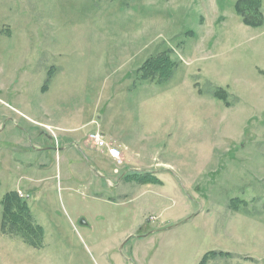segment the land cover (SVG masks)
<instances>
[{
  "label": "rangeland",
  "instance_id": "rangeland-1",
  "mask_svg": "<svg viewBox=\"0 0 264 264\" xmlns=\"http://www.w3.org/2000/svg\"><path fill=\"white\" fill-rule=\"evenodd\" d=\"M238 3L0 0V199L42 227L0 202V264H264V21Z\"/></svg>",
  "mask_w": 264,
  "mask_h": 264
},
{
  "label": "trees",
  "instance_id": "trees-1",
  "mask_svg": "<svg viewBox=\"0 0 264 264\" xmlns=\"http://www.w3.org/2000/svg\"><path fill=\"white\" fill-rule=\"evenodd\" d=\"M247 2L248 0H239L237 4L238 13L242 16L245 23L255 26L261 25L264 21V14H262V11H259L257 7L252 9V6ZM0 202L3 204L5 215L8 218L18 223L25 224L33 230H40L42 228L40 225H34L33 214L29 203L26 198L20 196L17 190L13 189L7 191L0 199Z\"/></svg>",
  "mask_w": 264,
  "mask_h": 264
},
{
  "label": "built area",
  "instance_id": "built-area-1",
  "mask_svg": "<svg viewBox=\"0 0 264 264\" xmlns=\"http://www.w3.org/2000/svg\"><path fill=\"white\" fill-rule=\"evenodd\" d=\"M92 138L97 142L99 146H107V141L103 138V136L99 132L91 133ZM108 153L110 156L120 159L121 150L113 145H108Z\"/></svg>",
  "mask_w": 264,
  "mask_h": 264
},
{
  "label": "flooded vegetation",
  "instance_id": "flooded-vegetation-1",
  "mask_svg": "<svg viewBox=\"0 0 264 264\" xmlns=\"http://www.w3.org/2000/svg\"><path fill=\"white\" fill-rule=\"evenodd\" d=\"M25 131H27L26 129H24ZM29 140H30V146L34 149H37V150H40V151H43V150H48V149H54V147H56V145H53V144H46V145H43V146H36L32 139H31V135L29 134ZM57 147H61V146H57ZM55 150V149H54Z\"/></svg>",
  "mask_w": 264,
  "mask_h": 264
},
{
  "label": "water",
  "instance_id": "water-1",
  "mask_svg": "<svg viewBox=\"0 0 264 264\" xmlns=\"http://www.w3.org/2000/svg\"><path fill=\"white\" fill-rule=\"evenodd\" d=\"M61 148H62V147H57V146H56V147H54V149H61Z\"/></svg>",
  "mask_w": 264,
  "mask_h": 264
}]
</instances>
